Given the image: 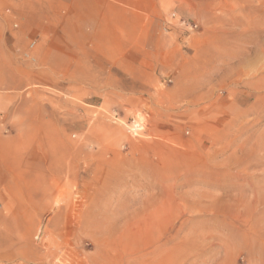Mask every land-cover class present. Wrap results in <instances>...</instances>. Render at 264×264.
Segmentation results:
<instances>
[{
	"label": "rangeland",
	"instance_id": "rangeland-1",
	"mask_svg": "<svg viewBox=\"0 0 264 264\" xmlns=\"http://www.w3.org/2000/svg\"><path fill=\"white\" fill-rule=\"evenodd\" d=\"M135 1L0 45V264H264V0Z\"/></svg>",
	"mask_w": 264,
	"mask_h": 264
},
{
	"label": "crops",
	"instance_id": "crops-1",
	"mask_svg": "<svg viewBox=\"0 0 264 264\" xmlns=\"http://www.w3.org/2000/svg\"><path fill=\"white\" fill-rule=\"evenodd\" d=\"M44 0H0V45L12 42L9 37L11 32L12 23L17 19H22L25 14H38L43 12L40 5ZM52 3H56L59 6L64 7V11L68 13H96L103 12L105 14V21L112 24L117 22L118 13L130 12L129 7L132 10L136 7L135 0H49ZM51 13L55 12L53 8ZM34 18V15L32 16ZM26 20V21H25ZM23 21L28 22L29 19ZM87 21V18H85ZM84 19L81 21H85ZM88 20H92L88 18ZM93 21V20H92ZM15 28L19 24L13 25Z\"/></svg>",
	"mask_w": 264,
	"mask_h": 264
},
{
	"label": "bare ground",
	"instance_id": "bare-ground-1",
	"mask_svg": "<svg viewBox=\"0 0 264 264\" xmlns=\"http://www.w3.org/2000/svg\"><path fill=\"white\" fill-rule=\"evenodd\" d=\"M26 219V218H25ZM30 227V226H29ZM41 228V227H40Z\"/></svg>",
	"mask_w": 264,
	"mask_h": 264
}]
</instances>
